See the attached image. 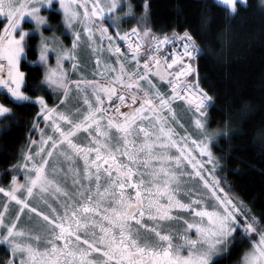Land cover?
<instances>
[{"label":"snow or ice","instance_id":"6c2138e0","mask_svg":"<svg viewBox=\"0 0 264 264\" xmlns=\"http://www.w3.org/2000/svg\"><path fill=\"white\" fill-rule=\"evenodd\" d=\"M219 3L234 16L247 0ZM57 5L70 47L42 30L51 26L41 10ZM123 8L135 17L130 0ZM141 9L121 32L122 0H0V118L15 115L9 105H39L45 124L32 123L39 140L29 135L9 184L0 185V245L7 250L0 264H216L237 236L249 243L239 264H264V223L215 175L210 143L217 133L206 130L204 111L212 98L193 67L201 49L187 29L156 35L150 0ZM25 16L40 34L41 84L60 94L51 106L29 92L22 70ZM65 61L78 79L69 78ZM176 101L192 111L202 138L178 119Z\"/></svg>","mask_w":264,"mask_h":264},{"label":"trees","instance_id":"16d2710c","mask_svg":"<svg viewBox=\"0 0 264 264\" xmlns=\"http://www.w3.org/2000/svg\"><path fill=\"white\" fill-rule=\"evenodd\" d=\"M130 2L136 6V15L122 16L121 32L134 26L142 11L143 0ZM150 4V23L156 35L172 36L174 31L183 34L187 29L201 49L194 67L200 86L212 98L205 110L208 124L221 133L216 145L219 173L229 189L264 222V0H247L246 6L240 5L234 16H228L225 7L214 0H150ZM58 19V13L50 14V20ZM28 42V63L22 62V70L26 73L29 92L44 95L51 106L60 94L42 86L34 39ZM188 79L194 81L196 77ZM4 93L0 92V99ZM9 106L14 108L15 115L0 118V185L3 186L9 184L12 165L21 161L22 151L29 146V135L37 140L40 135L32 130V123L40 119L36 115L39 105ZM44 127L43 122L41 128ZM3 200L0 194V201ZM241 247L235 243L228 258L216 264H236ZM2 252L0 245V257Z\"/></svg>","mask_w":264,"mask_h":264},{"label":"rangeland","instance_id":"374dc122","mask_svg":"<svg viewBox=\"0 0 264 264\" xmlns=\"http://www.w3.org/2000/svg\"><path fill=\"white\" fill-rule=\"evenodd\" d=\"M215 2H217L219 5L225 7L223 4L219 3V0H214ZM102 3L105 2V0H101ZM126 1H122V11H119L118 14L122 16H125L124 15V12L127 11L126 8H123V4L125 3ZM82 11V9H81ZM58 13L59 14V19L58 21H54V20H50V14L51 13ZM41 14L46 16L48 18V23L49 25L51 26L50 28L45 26L42 30L44 32V35L45 36H53V35H56L60 38V40L63 41L64 45L67 46V47H70L71 46V39H72V33L70 30L66 29L62 23V17H63V12L61 9H59L58 5L55 6V7H45L41 10ZM0 21H2L3 23H6V21H4V18L3 17H0ZM106 23H108V25L110 26L112 24V21L109 19V14H105V26H106ZM22 26L23 28L26 30V31H29V37H27L26 39L30 40V38H33L34 39V45H33V48L34 50L37 52V55H38V44H39V41H40V34L39 32H36L34 29H35V24L34 22L31 20L30 17H27L25 16L23 22H22ZM28 40V41H29ZM29 44V42H28ZM82 59H86L88 58V52L87 50H82L81 53H80ZM23 61H27V59H22ZM38 61V59H37ZM28 63V61H27ZM39 63V61H38ZM52 63L54 64V60H52ZM94 63V61H93ZM65 68L66 70L68 71V74H69V78L70 79H78L79 78V75L78 73L76 72H72L71 71V65H70V62L68 61H65ZM41 71L43 72L44 69H43V66L41 65ZM43 74V73H42ZM87 74V73H86ZM89 78H92L91 76H89ZM51 90V89H49ZM162 90H168L167 89V85L164 84V86L162 87ZM57 93V92H55ZM175 108H176V111H177V115H178V119L184 124L185 128L188 130V132L194 137V138H202L201 136V133L199 132V130H197L195 127H194V116H193V113L192 111H189L186 109V107L184 105H182L180 102H175L174 104ZM177 130L181 133H183V129H180L179 126L177 125ZM206 130L208 132H215L217 133V135L211 140V143H210V149H211V152L213 153V156L215 157V161H216V167H215V175L216 177L219 179L220 181V187H222L225 192L229 195V197H231L234 201H236L238 204L242 201L243 204H242V209L247 212L248 209H251V207L243 200H241V198L238 196L237 193L233 192L232 190L229 189V186L226 182H224L222 180V177H221V174L219 173V170H220V158L218 157V153L216 151V145H217V140L218 138L221 137V133L219 131H217V129H215L214 127H210L209 124H208V117L206 115ZM81 164V162H80ZM65 166V165H64ZM82 166V164H81ZM210 167V166H209ZM251 213H254L251 209ZM255 214V213H254ZM256 215V214H255ZM257 216V215H256ZM264 223V222H262ZM163 227L165 228H169V229H172V228H177L178 225H175V224H171V225H168V224H165L163 225ZM236 240H241L240 236H237V239ZM243 246H242V249H243V252L246 248L249 247V243L247 240H243ZM243 252H241L238 260H237V263L236 264H239V261L243 255ZM3 254L4 253H7V250H6V247L3 246Z\"/></svg>","mask_w":264,"mask_h":264},{"label":"flooded vegetation","instance_id":"af4514ba","mask_svg":"<svg viewBox=\"0 0 264 264\" xmlns=\"http://www.w3.org/2000/svg\"><path fill=\"white\" fill-rule=\"evenodd\" d=\"M22 62H23V60H22ZM42 123H43V120H42V118H40L39 121H38V124H39V127H40V128H41V126H42ZM50 131H51V130L49 129V132H50ZM37 133H39L38 130H37ZM81 164H82V162H81ZM64 165H65L64 167L66 168V167H67V164H64ZM20 173L23 174L22 171H21ZM20 173H19L18 176H20ZM21 177H22L21 180L23 181V176L21 175ZM235 243H238V244H240L241 246H243V242H241V240H236ZM232 247H233V246H231L230 249H229L227 252L223 253L222 256L218 257V258L216 259V263H217V261H220L221 259L228 258L229 254H230V252H231ZM241 252H243L242 247H241V250H240V254H241ZM2 255H3V256H6L7 253H4V254H2Z\"/></svg>","mask_w":264,"mask_h":264},{"label":"built area","instance_id":"2783aa9c","mask_svg":"<svg viewBox=\"0 0 264 264\" xmlns=\"http://www.w3.org/2000/svg\"><path fill=\"white\" fill-rule=\"evenodd\" d=\"M121 47L122 49H126V44L122 42ZM175 48L177 51H182V49L179 46V43H176ZM162 50H163L164 55L166 56L173 50V45L169 44L167 46H162Z\"/></svg>","mask_w":264,"mask_h":264},{"label":"bare ground","instance_id":"6f19581e","mask_svg":"<svg viewBox=\"0 0 264 264\" xmlns=\"http://www.w3.org/2000/svg\"><path fill=\"white\" fill-rule=\"evenodd\" d=\"M0 90H2V89H0Z\"/></svg>","mask_w":264,"mask_h":264}]
</instances>
